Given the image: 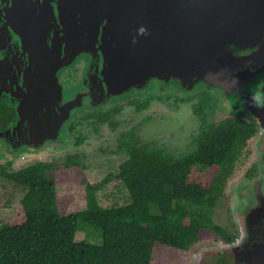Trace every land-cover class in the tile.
<instances>
[{"label": "water", "instance_id": "1", "mask_svg": "<svg viewBox=\"0 0 264 264\" xmlns=\"http://www.w3.org/2000/svg\"><path fill=\"white\" fill-rule=\"evenodd\" d=\"M207 88L264 130V0H0V96L18 114L0 131L9 154L69 144L83 112ZM246 225L250 264H264L263 195Z\"/></svg>", "mask_w": 264, "mask_h": 264}, {"label": "trees", "instance_id": "2", "mask_svg": "<svg viewBox=\"0 0 264 264\" xmlns=\"http://www.w3.org/2000/svg\"><path fill=\"white\" fill-rule=\"evenodd\" d=\"M212 94L207 88L175 95L178 103L191 104L201 123L184 153L143 144L135 128L121 132L113 154L128 158L97 184L82 179L87 208L79 212L60 210L56 173L62 165L37 162L19 171L3 169L1 175L24 187L26 194L21 201L24 221L0 224V264H153L157 246L188 252L201 239L231 241L233 230L217 225L213 216L239 155L259 132V124L249 112L232 108L227 118L208 123L216 95ZM131 103L136 112L151 106L150 98H132ZM4 109L0 106V127L15 118ZM97 111L85 117L96 121L97 132L99 126L118 125L112 117L119 109ZM77 117L68 127L70 134L80 124ZM149 121L151 117L143 124ZM84 140L82 135L76 137L75 145ZM78 166L84 167L78 155L63 164L66 169ZM196 170L208 172L205 184L193 177ZM112 179L124 185L129 199L125 205L105 208L98 193ZM84 232L99 237L101 243L78 241L77 235Z\"/></svg>", "mask_w": 264, "mask_h": 264}, {"label": "rangeland", "instance_id": "3", "mask_svg": "<svg viewBox=\"0 0 264 264\" xmlns=\"http://www.w3.org/2000/svg\"><path fill=\"white\" fill-rule=\"evenodd\" d=\"M83 63L84 61H80L64 71L63 84L67 89H72L79 83L85 67ZM164 93L160 97H158L160 93L152 92L132 97L142 101L150 98V108L142 112L135 111L131 103L132 98L101 108L97 112L112 111L116 108L120 111L112 117V121L117 122L118 125L115 128L109 124L99 126V132L95 129L98 127L96 121L85 118L92 111L83 112L77 117L80 124L75 132L69 133L70 143L64 146L51 144L40 150L30 149L18 155L6 153L0 146V224L16 225L24 221L21 201L26 194L24 187L1 175L3 169L19 171L37 162H55L62 165V169L56 173L58 183L56 189L60 210L69 214L87 208L85 185L81 183L83 178L92 184H97L107 175L115 174L119 165L128 158L126 154H113L121 132L135 128L143 144L165 147L170 153H184L193 137L198 134L201 123L194 115L191 104L178 103L175 92ZM229 115L230 107L227 100L222 96L214 95L212 111L208 114L207 122L218 123ZM149 117L151 121L143 124ZM81 135L85 140L81 145L76 146V137ZM75 155L81 157L84 167L64 168L65 160ZM259 174L260 177L264 176V134L260 132L247 141V145L239 155L232 177L226 182L224 193L217 203L213 216L217 225L239 232L245 211L249 209L248 200L252 199L249 190L251 184L248 180L251 179V175L258 177ZM193 177L205 184L208 172L196 170ZM98 199L103 207L110 208L127 204L129 196L124 185L112 179L105 189L98 193ZM85 238L101 243L99 237L93 234L87 235L85 232L76 237L78 241ZM223 248L224 245L217 238L201 239L188 252L157 246L153 264H200L204 255H216V251Z\"/></svg>", "mask_w": 264, "mask_h": 264}, {"label": "flooded vegetation", "instance_id": "4", "mask_svg": "<svg viewBox=\"0 0 264 264\" xmlns=\"http://www.w3.org/2000/svg\"><path fill=\"white\" fill-rule=\"evenodd\" d=\"M83 64H86L85 62ZM3 88V86H1ZM8 88V87H7ZM8 91V90H7ZM9 96V95H8ZM0 106H3L8 112H12V114L15 115V118L12 119L8 125H4V127H0V131H5L7 128L18 119V114L16 108L9 105L1 96H0ZM262 134H264V131H261ZM2 147V144H0ZM6 153H8L5 150ZM264 175V174H263ZM259 174L258 177H254V175H251V179L248 180V182L251 184L250 194L252 195V199H249L250 202L249 209L245 211V217L242 225L239 227V232L236 233L233 231L232 236L233 239L231 241H222V245H224V248L222 250H217V254H207L204 255L201 259L200 264H250L252 262V259L254 260V254L253 251H250L249 249L245 248V242L248 235V227L246 225V217L249 215L253 207L258 203V196L263 195L264 196V176L260 177ZM260 177V178H259ZM247 185V184H246ZM250 198V197H249ZM251 258V260H250Z\"/></svg>", "mask_w": 264, "mask_h": 264}, {"label": "clouds", "instance_id": "5", "mask_svg": "<svg viewBox=\"0 0 264 264\" xmlns=\"http://www.w3.org/2000/svg\"><path fill=\"white\" fill-rule=\"evenodd\" d=\"M211 92H212V91H211ZM213 93H214V92H213ZM214 94H215V93H214ZM216 95H217V94H216ZM219 96H220V95H219ZM229 107H230V106H229ZM230 109H231V108H230ZM245 111H246V110H245ZM247 112H248V111H247ZM249 114H250V113H249ZM250 115H251V114H250ZM251 116H252V115H251ZM252 117H253V116H252ZM253 118H254V117H253ZM255 119H256V118H255ZM256 120H257V119H256ZM257 122H258V121H257ZM258 124H259V123H258ZM261 131H264V130H262V128H261L260 125H259V132H260V134H262ZM259 132H258V133H259Z\"/></svg>", "mask_w": 264, "mask_h": 264}]
</instances>
